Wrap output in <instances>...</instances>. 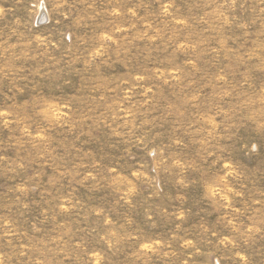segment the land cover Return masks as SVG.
Listing matches in <instances>:
<instances>
[{"label": "rangeland", "instance_id": "rangeland-1", "mask_svg": "<svg viewBox=\"0 0 264 264\" xmlns=\"http://www.w3.org/2000/svg\"><path fill=\"white\" fill-rule=\"evenodd\" d=\"M0 264H264V0H0Z\"/></svg>", "mask_w": 264, "mask_h": 264}, {"label": "water", "instance_id": "water-1", "mask_svg": "<svg viewBox=\"0 0 264 264\" xmlns=\"http://www.w3.org/2000/svg\"><path fill=\"white\" fill-rule=\"evenodd\" d=\"M47 20V17L45 14H42L41 17H40V23H43Z\"/></svg>", "mask_w": 264, "mask_h": 264}, {"label": "bare ground", "instance_id": "bare-ground-1", "mask_svg": "<svg viewBox=\"0 0 264 264\" xmlns=\"http://www.w3.org/2000/svg\"><path fill=\"white\" fill-rule=\"evenodd\" d=\"M46 17H47V15H46Z\"/></svg>", "mask_w": 264, "mask_h": 264}]
</instances>
